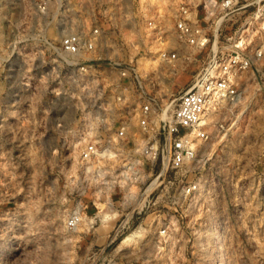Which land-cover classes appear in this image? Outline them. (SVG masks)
I'll list each match as a JSON object with an SVG mask.
<instances>
[{"label": "rangeland", "instance_id": "obj_1", "mask_svg": "<svg viewBox=\"0 0 264 264\" xmlns=\"http://www.w3.org/2000/svg\"><path fill=\"white\" fill-rule=\"evenodd\" d=\"M251 1L240 0L232 13L219 16L222 41L247 24L256 31ZM128 3L0 0V264H264V94L257 73L244 71L236 105L210 109L208 139L195 143L197 162L170 173L158 190L146 188L159 162L152 165L136 142L112 149L115 155L94 166L81 160L75 147L80 121L95 107L116 120V103L103 101L113 92L103 82L112 70L83 77L70 63L65 41L100 26L111 34L108 44L124 50L120 25L139 17L138 49L147 8L166 15L171 6L167 0ZM214 43L204 49L180 45L179 67L164 66L152 86L160 97L152 104L172 108ZM128 56L135 67L139 61L143 93L147 77L154 80L153 64L147 68L136 52ZM121 104L138 127L133 116L141 102ZM131 161L135 167L123 177ZM194 182L198 191L185 197L181 187ZM73 216L76 228L68 224Z\"/></svg>", "mask_w": 264, "mask_h": 264}, {"label": "built area", "instance_id": "obj_2", "mask_svg": "<svg viewBox=\"0 0 264 264\" xmlns=\"http://www.w3.org/2000/svg\"><path fill=\"white\" fill-rule=\"evenodd\" d=\"M140 1L130 0L127 5L137 6ZM239 1L167 0L171 8L170 14L166 15L157 14L149 6V9L147 8L149 18L146 20L144 31L142 30L144 36L138 41L142 42L138 49L134 38L143 27L139 17H130L131 19L126 17L127 20L120 25V33L123 31L127 37V47L124 50L116 48L114 44H108L106 39L111 34L100 26L90 32L84 31L80 39L68 37L65 41V50L71 55L70 63L78 67L83 77L92 80L93 73L112 70V74L103 82L105 85L110 84L113 92L104 96L103 101L111 100L116 103L114 105L117 112L116 120L107 118L109 117L107 110L95 107L89 111L88 120L80 121V132H77L80 137H77L79 142H76L78 144L75 147L80 149V158L87 163L86 165L94 166L93 163L96 161L104 160L112 156V153L115 155L112 149L124 148L125 145L136 142L141 147V154L152 165L159 162L158 169L151 176L146 188L158 190L170 173L182 172L197 162L194 144L196 140L206 137L201 118L208 104L213 102L220 105H235L240 100L239 84L231 75L247 70H251L254 75L257 73L264 94V0L250 2L257 6L253 18L255 22L258 21L257 39L250 52L247 47L237 45L242 28L237 30L233 37L225 36L222 41L224 21L219 20V16L232 13ZM200 7L203 8L202 17L198 14ZM108 22L113 25L112 20L108 19ZM112 29L116 32L118 28L113 25ZM213 39L215 43L208 58L193 76L189 87L180 95L178 93L174 106L168 109L163 105L152 104V101L156 102L160 97L152 86L157 85L156 80L163 76L164 66L179 67L176 63L182 54L180 45L204 49ZM130 52L144 56L143 59H147L148 62L147 68L151 69L153 64L154 80L147 77L146 88H142L143 93L138 88V82L141 83L136 69L139 70V61L135 67L132 62L126 60ZM115 77H119L122 83H116ZM96 91L99 92L98 89ZM97 99L98 97L92 98L93 101ZM136 99L141 102L133 116L138 121V127H134L132 119L127 118L128 112L121 104ZM153 129L158 131L156 135H151ZM135 130L139 133L138 140ZM134 167V161H131L125 166L126 170L122 176L127 178L128 175L125 176L124 173L128 174L127 170L132 171ZM260 181L264 184V172L261 173ZM198 189L199 182H194L183 185L181 193L185 197H192ZM78 221V217L73 216L68 224L71 228H76Z\"/></svg>", "mask_w": 264, "mask_h": 264}, {"label": "bare ground", "instance_id": "obj_3", "mask_svg": "<svg viewBox=\"0 0 264 264\" xmlns=\"http://www.w3.org/2000/svg\"><path fill=\"white\" fill-rule=\"evenodd\" d=\"M254 20V23H255V19H253ZM256 23L258 24V21H256ZM255 25V24H254ZM255 33H256V31H255V29L253 28V26H250L249 24H247V25H244L243 27H242V29H241V31H240V38L238 39V41H237V45H239V46H242V47H247L248 48V50H249V52L252 50L251 48L253 47V44H254V42H253V44L250 46V44H251V42H252V38H254L253 36L255 35ZM249 46H250V48H249ZM243 76H244V71L243 72H237V74H233V75H231V78L233 79V80H235V82L237 83V84H240L239 82L240 81H242V80H244L243 79ZM241 84H242V82H241ZM218 103V102H217ZM215 104L216 103H213V102H211V103H209L208 104V107H207V109H206V111H205V114L203 115V117L201 118V123H202V125H203V128L205 129V131H206V137L204 138V140L205 139H208V127L205 125V117H206V115L209 113V111H211L210 109H214V107H215ZM236 105V104H235ZM245 106V105H244ZM241 107H243V105L241 106ZM247 107V106H246ZM242 110H240V112H241ZM216 112V111H215ZM243 112L244 111H242L241 112V115L243 114ZM214 113V112H213ZM215 114V113H214ZM213 114V115H214ZM241 115H239V117H241ZM237 116V115H236ZM200 140H202V139H200ZM197 141V140H196ZM196 141H195V143H196ZM194 150H195V153H197V150H196V147H195V144H194ZM112 156H113V153L111 154ZM198 160V153H197V157H196V159H195V162ZM207 184H209L208 182H207ZM207 184H205L204 183V186L205 185H207ZM208 186L209 185H207V186H205V188H204V191L205 192H207V193H209V190H208ZM210 187V186H209ZM202 189V188H201ZM210 189V188H209ZM198 191V190H197ZM203 192V191H202ZM210 196V195H209ZM211 199V198H210ZM213 203H214V201H213ZM212 204V203H211ZM216 210V209H215ZM214 211V210H213ZM134 235V234H133ZM132 237H134V236H132ZM136 237V236H135ZM138 237V236H137ZM127 240V239H126ZM129 240V239H128ZM125 241V240H124Z\"/></svg>", "mask_w": 264, "mask_h": 264}]
</instances>
